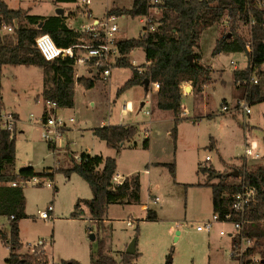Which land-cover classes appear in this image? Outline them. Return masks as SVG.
<instances>
[{
    "label": "rangeland",
    "instance_id": "obj_1",
    "mask_svg": "<svg viewBox=\"0 0 264 264\" xmlns=\"http://www.w3.org/2000/svg\"><path fill=\"white\" fill-rule=\"evenodd\" d=\"M4 1L10 8L29 9L30 13L39 15L55 14L61 8L68 24L81 31L84 36L81 40L86 43L90 42V38L83 28L90 25L94 17L104 21L108 17L107 10L130 8L133 2ZM261 3L264 7V1ZM116 16V40L141 35L143 24L139 16ZM159 16L157 9L149 13L154 22ZM97 27L100 29L99 25ZM219 28L212 25L200 35V63L210 67L209 80L200 91L194 90L191 94L182 88V92L188 95L181 99V103L189 116L181 115L179 121L174 120L170 111L156 107L153 103L155 91L150 95V102L142 85L119 91L131 76L129 67L113 64L110 74L103 78L94 67L86 70L75 63L76 77L84 75L94 78V84L90 88L81 83L75 84L74 105L59 111L65 127L54 136L55 148L49 147L42 138L41 115L45 102L39 90L43 85V70L25 65L4 67L0 111L17 112L19 115L13 168L18 170L32 166L38 174L44 170L53 172L52 177L40 176L43 181L46 178L53 181L50 187L31 183L23 185L25 217L18 224L22 243L18 254H31L35 252L32 245L44 241L50 259L45 253L47 261L40 257L37 264H61L70 260L90 264L92 255L99 251L119 259L129 243L135 240L137 255L133 264H241L231 255V250L236 246L233 238L218 233L220 229L231 232L233 227L230 222L215 224L211 232L195 229L196 225L210 219L214 212L209 184L218 180L217 177L208 180L206 174L198 171V163L204 162L201 163L203 167H211L219 175L237 169L244 158L247 134L255 140V152L259 156L256 159L245 157L247 164L264 159V76L256 77L262 99L247 100L250 113L245 114L238 104L244 100L248 85L253 84L248 83L246 88L235 86V68L231 60L240 70L247 66V57L244 52L222 51L213 54L218 37L227 32L225 25ZM238 34L248 38V25H242ZM76 52L82 54L83 51L77 49ZM128 59L136 67L146 64L144 52L139 47L131 50ZM186 85L190 86L188 83ZM127 101H131L132 108L124 119L137 126V133L123 147H107L103 140L93 134L92 128L108 125L107 121L117 122L121 106ZM141 102H144L143 106ZM224 104L229 111L221 109ZM70 117L74 119L73 122L68 120ZM146 137H150V144L144 148ZM81 152L114 157L117 171L124 175L138 174L141 185L139 202L109 204L100 224L90 219L83 201L76 209L78 200L92 197V191L82 177L75 172L66 174L73 162H78ZM206 155L210 156V161L205 162ZM169 164L174 165V175L169 172ZM228 180L233 181V178ZM154 196L158 197L157 201L153 200ZM48 205H52L54 210L50 219L43 220L40 211L46 210ZM147 209L155 211L156 219L146 218ZM75 210L79 212L78 217L71 215ZM128 221L130 225H127ZM0 228L8 234L5 216H0ZM9 254V246L0 239V264H6L5 259ZM38 255L41 256V253Z\"/></svg>",
    "mask_w": 264,
    "mask_h": 264
},
{
    "label": "trees",
    "instance_id": "obj_2",
    "mask_svg": "<svg viewBox=\"0 0 264 264\" xmlns=\"http://www.w3.org/2000/svg\"><path fill=\"white\" fill-rule=\"evenodd\" d=\"M56 3H71L76 0H54ZM264 0H133L130 8H111L107 16L130 15L146 16L152 9L160 12L155 21L154 30H148L144 35L117 39L120 56L114 66L129 67L131 76L125 81L119 91L134 85H145V79L159 84L155 92L156 107L170 111L175 121L181 119V99L183 85L189 83L194 91H200L209 80L210 67L200 63L201 55L198 51L199 38L202 31L212 25H225L227 32L219 36L213 54L225 52H244L247 66L233 70V83L236 87L243 83L247 85L252 76H264ZM68 18V16H67ZM251 22V23H250ZM9 26L12 32L2 30ZM242 25H248L249 37L238 34ZM142 29H145L142 27ZM42 34H48L60 48H66L82 42L81 31L68 24L63 14L38 15L28 9L10 8L4 0H0V86L2 69L4 66H37L43 70V85L40 90L44 102L54 101L61 108L74 105V87L76 83L90 88L94 78L74 72L75 59L59 57L53 61H46L35 46V39ZM90 38V36H87ZM249 44L251 51H247ZM141 48L144 52L146 64L134 66L128 55L134 48ZM192 56V63L188 56ZM104 67L99 68V70ZM247 100H261L258 84H249L246 88ZM2 106L0 97V107ZM13 114V113H12ZM14 115V114H13ZM15 116V115H14ZM15 118H17L15 116ZM47 114L43 111L41 119L45 121ZM93 134L103 140L107 147L118 149L129 142L137 133L134 124L103 125L92 128ZM55 148L54 144L48 143ZM144 148L148 147V138L143 141ZM15 131L10 132L1 125L0 113V216L8 220L9 232L6 234L0 228V239L9 246L10 254L5 259L6 264H37L40 257L47 261L44 243L35 244V252L20 255L17 251L22 243L19 240V221L25 217L23 185L21 180L33 176H50L48 170L37 173L32 166L14 170ZM245 157L236 169L239 176L244 177L247 184L256 189L255 199L249 203L244 212V228L242 235L253 238V244L247 249L242 263L247 256L257 253L259 260L253 264H264V159L247 164ZM117 164L114 157L81 152L78 162L66 170L77 173L89 185L92 197L78 200L75 208L83 201L87 206L90 219L97 224L103 223L109 204H136L140 200V179L138 174H130L123 178L120 184H115ZM198 171L206 174L210 180L217 177V182L210 183L212 190V208L220 214L231 202L230 195L239 190L238 177H232L226 172L218 175L211 167H203L198 163ZM169 172L174 175V165L169 164ZM16 183V185H12ZM209 183V182H207ZM234 214V212H233ZM73 217L79 212L73 211ZM13 216V218H11ZM233 217L239 218L235 213ZM148 219H156L154 210L147 209ZM238 237L233 238L237 245ZM41 253V256L38 255ZM137 255L123 252L117 259L112 255L99 251L92 255L90 264H133ZM238 260V261H239ZM61 264H80L77 261H62Z\"/></svg>",
    "mask_w": 264,
    "mask_h": 264
},
{
    "label": "built area",
    "instance_id": "obj_3",
    "mask_svg": "<svg viewBox=\"0 0 264 264\" xmlns=\"http://www.w3.org/2000/svg\"><path fill=\"white\" fill-rule=\"evenodd\" d=\"M86 4L90 3L89 0H82ZM152 2H157V0H151ZM116 15H111L105 18L104 21H98V24L91 23L90 25L83 28L84 31L89 33L90 42H81L75 45L60 48L58 47L52 38L48 34H42L36 37L35 46L41 56L46 61H53L59 57H72L75 59V63L80 64L85 67V69H89L90 67H94L100 76L103 78L107 77L110 74V68L115 64L117 57L120 56L118 47L116 45V39L114 38V33L118 31V26L115 23ZM140 22L143 24L145 29L141 30V35H144L148 30H154L155 22L151 20L149 15L139 16ZM251 23V22H250ZM99 25L100 29L97 27ZM3 31H12L11 27L3 26ZM77 49L82 50V54H78L76 52ZM247 51H251L249 44L246 45ZM74 63V64H75ZM231 64L235 69L236 63L231 60ZM104 67L99 70V68ZM249 83L256 84L258 80L256 77L252 76L249 78ZM246 88L247 85L242 84ZM159 88V84L157 82H150L148 89L146 90L147 101L150 102V95L154 91L156 92ZM146 101V102H147ZM247 98L245 96L244 100L240 101L238 107H241L245 114L250 113L249 104L247 103ZM129 104L126 103L122 108L121 112L125 113L129 110ZM223 111H229L227 105H223L221 107ZM44 111L47 114V118L45 121L42 120L43 125V133L42 138L46 140L48 143H52L55 146L54 136H57L58 132L65 127V122L59 117L60 108L56 105L54 101H46ZM148 113V111H146ZM33 116V115H31ZM69 121L73 122L74 119L70 117ZM17 118L8 112L5 114H1V125L6 130L13 132L16 128ZM256 142L253 140L248 134L245 136V145H244V157H248L251 159H256L259 156L256 151ZM210 156H205V162L210 161ZM204 163V162H200ZM123 178L119 175L114 176L115 184H120ZM27 183H31L34 185H46L47 187L52 186L53 181L51 179L46 178V181H43L40 176H33L29 179L21 180L19 184L25 185ZM239 190L230 195L231 202L224 208V211L220 214L219 212H213L210 219L203 221L201 224L196 225V231H205L211 232L215 224H223L224 222H230L233 229L231 232H226L224 229L219 230V235H229L230 237H238L237 245L231 250V255L235 258H242L247 249L253 244V238L242 235V231L244 228V212L246 207L251 203L256 197V189L254 186L247 184L244 177H238ZM12 185H16V183H12ZM154 201L158 200L157 196L153 197ZM54 208L52 205H48L46 210L40 211V218L43 220H48L51 218V214ZM234 214L237 213L239 218L233 217ZM13 218V216L11 217ZM131 222L128 221L127 225H130ZM264 224V221H263ZM44 243V241L42 242ZM41 244V243H37ZM35 245V244H34ZM32 245V246H34ZM239 260V259H238ZM247 260L249 262L255 263L259 260L255 253L247 256ZM242 263V260H239Z\"/></svg>",
    "mask_w": 264,
    "mask_h": 264
},
{
    "label": "crops",
    "instance_id": "obj_4",
    "mask_svg": "<svg viewBox=\"0 0 264 264\" xmlns=\"http://www.w3.org/2000/svg\"><path fill=\"white\" fill-rule=\"evenodd\" d=\"M28 10H29V9H28ZM38 15H39V14H38ZM49 15H51V14H49ZM68 21H69V20H68ZM96 21H97V19H96V17H94L93 20H92L91 22H92V23H95ZM73 27H74V26H73ZM219 27L222 28L223 25H218V28H219ZM76 28H77V27H76ZM77 29H78V28H77ZM219 34H220V28H219ZM145 62H146V61H145ZM263 65H264V64H263ZM263 65H262V67H263ZM243 66H244V65H243ZM4 67H5V66H4ZM4 67H3V69H4ZM3 69H2V71H3ZM1 79H2V78H1ZM186 84H187V83H186ZM186 84H185V85H186ZM188 84H189V83H188ZM189 85H190V84H189ZM134 86H135V85H134ZM183 87H185V86L183 85ZM143 88H144V90H145V87H144V86H143ZM190 88H191V89H190V91H189V92H190L189 94H191L192 91H193L191 85H190ZM40 90H41V89H40ZM40 90H39V92H40ZM186 95H188V94H184V93H183V94H182V98L185 97ZM126 103L129 104V108H130V109H129L128 111H130L131 108H132V106H131V101H127V102H125L124 104H122L121 108H122ZM153 103L156 104V101L153 102ZM140 105L143 106V105H144V102H141ZM181 107H182V109H183L181 115H182V116H189V115H187V110L185 109V107L182 106V104H181ZM0 109H1V108H0ZM128 111L125 112V113H123V112H119V114H118V119H117L118 121H117V122H114V123H113V122H109V121H107L108 125H116V124H133L132 122H130V121L124 119V117L127 116V114L129 113ZM0 113H1V114H5V113H8V111L1 110ZM10 113H13V114L17 117V120H19V115H18L17 112H10ZM59 114H61V112H59ZM103 123H104V121L102 120V121H101V124H103ZM15 131H16V128H15ZM147 138H148V146H149V144H150V140H149V138H150V137H147ZM90 154L94 155L95 153H90ZM117 170H118V168H117ZM117 170H116V176L119 175L120 177H123V178H124L125 176H127V174L124 175V174L120 173V172L117 171ZM129 175H130V174H129ZM218 175H219V174H218ZM52 176H53V175H52ZM140 186H141V185H140ZM47 249H48L47 246H44L45 253H46V255L48 256V254H47ZM135 252H136V251H135ZM48 259H50L49 256H48ZM49 263H50V260H49Z\"/></svg>",
    "mask_w": 264,
    "mask_h": 264
},
{
    "label": "water",
    "instance_id": "obj_5",
    "mask_svg": "<svg viewBox=\"0 0 264 264\" xmlns=\"http://www.w3.org/2000/svg\"><path fill=\"white\" fill-rule=\"evenodd\" d=\"M62 13H63V10H62L61 8H58V9L56 10V12H55V14H62ZM96 22H97V21H96ZM188 59H189V61L192 63V56H191V55L188 56ZM144 81H145V85H144V87H145V90H147V89H148V86H149V80H148V79H145ZM190 89H191V88H190V86H188V85H186V86L184 87V90H185V91H190ZM227 175H229V176H231V177H235V178H237V177H239V172L235 169V170H233V171L228 172ZM91 238H94V236L91 235ZM125 252H126L127 254H131V255L135 253V240H132V241L129 243V245L127 246Z\"/></svg>",
    "mask_w": 264,
    "mask_h": 264
}]
</instances>
